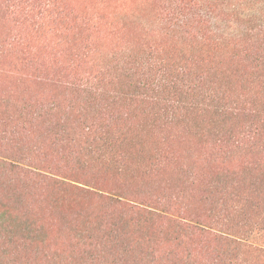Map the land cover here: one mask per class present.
<instances>
[{
  "label": "rangeland",
  "instance_id": "rangeland-1",
  "mask_svg": "<svg viewBox=\"0 0 264 264\" xmlns=\"http://www.w3.org/2000/svg\"><path fill=\"white\" fill-rule=\"evenodd\" d=\"M178 1L187 4L184 22L170 14L175 3L169 7L168 0H0L11 6L0 21V133L30 100L68 98L67 79L85 76L95 88L71 100L81 135L86 118L101 113L106 120L110 113L126 111L125 96L141 92L144 100L134 104L144 117L140 137L116 136L111 125L114 133L101 156L91 152L79 162L66 161L58 153L62 142L54 147L45 140L48 132L61 138L63 126L54 128L55 122L40 123V133L26 134L30 145L34 141L42 147L45 168L0 156L31 172L17 183L0 184L1 227L22 231L27 226L36 232L27 264H44L45 253L52 264H69L67 256L77 245L104 242L105 230L114 224L122 236L107 253L118 264H203L236 248L234 242L264 250V228L227 214L216 224L203 203L208 190L221 197L210 174L225 166L227 150L242 143L247 129L251 126L264 139V122L256 114V71L241 61L244 50L264 54V34L258 29L264 7L257 0ZM44 5V13L37 14ZM228 27L238 30L236 35L227 33ZM208 67L216 73L231 71L233 102L243 111L237 118L209 122L215 102L195 80L208 75ZM176 69L190 75L191 85L184 88L196 86L199 96L172 88L161 92L167 77L176 78ZM181 109L207 118L208 136L179 119ZM75 144L79 150L96 146L91 138L77 137ZM27 146L20 152L28 153ZM243 161L224 178L233 184L234 174L242 172L237 191L249 192L254 169L264 158L251 155ZM246 253H231L222 262L264 264V255ZM81 261V256L72 257L73 264Z\"/></svg>",
  "mask_w": 264,
  "mask_h": 264
},
{
  "label": "trees",
  "instance_id": "trees-1",
  "mask_svg": "<svg viewBox=\"0 0 264 264\" xmlns=\"http://www.w3.org/2000/svg\"><path fill=\"white\" fill-rule=\"evenodd\" d=\"M255 2L264 7V0H257ZM173 3L175 4L171 9L170 14L177 20L184 22L183 20L185 16H187V4L178 0H168L169 7H171ZM0 4V21H4L6 18L5 16L10 14L11 6L6 3ZM45 5L41 8L38 7L37 14L41 15L44 13V8H46ZM230 8L235 9L237 7L230 6ZM231 9H229V11H231ZM236 10L238 11V9ZM231 26L233 27V25ZM258 29H261V33L264 34L263 23H260ZM230 30L229 27L228 29L226 28L227 33H233L236 35L238 32V30ZM5 40L9 41L8 38ZM243 52L244 55L241 58L242 63L247 64L248 68L251 64H253L256 71V83L259 82L260 86L257 103L258 109L256 114L261 117L262 122H264V54L258 56L248 53L247 50H244ZM208 68L209 77L207 74H200L195 80L198 81V85L203 88L204 91L210 94L209 96L211 101L215 102L212 106V116L209 115L207 117L209 122L212 125L220 118H223L226 121L234 119L235 117L237 118L239 115L238 113L243 111H239L233 102L236 94L233 90V85L236 84V80L233 78L231 71H218L220 72L219 74L218 72L216 73L212 67ZM179 72L176 69V78L173 79V81L168 77L163 81V85H161V87L165 88H163L161 92H165L166 89L172 88L174 93L177 94H181V92L184 91L185 94L190 96H194L195 93L198 95L196 86L192 85V87H187V89L184 88L186 85H191L186 79L190 77V75ZM87 80L89 79L85 76L82 78L77 77V79H67L65 90L69 91V97H61L64 101L58 97L59 95H57L41 102L37 100H30V105L23 104L18 109V113L16 112L13 117L7 120L8 122L4 125L5 128L0 133V156L6 157L15 162H27L29 165L36 168H45V165L42 162V157H44L42 147L39 144L34 143V141H32V145H30L28 142L29 140L27 139V135L30 133L34 134L36 131L40 133L41 129H37V127L40 126V123L42 124L45 122H55L56 124L54 125V128L61 127V125L63 126L60 130V139H56L51 132H48L45 140L54 147L58 140L62 142V150L58 149V153L63 158H66V161H69V158H72L79 162L83 157H88L91 152H97L99 156L104 154L105 148H108L109 146L108 139H110L114 133L113 132L111 134V125H113L114 130L118 132L116 136L138 139L140 137V126L144 123V117L142 118V114L135 107L137 105L134 104L144 102V100H141L139 97L142 94L141 92L139 94L125 96L124 101H128L130 105L129 107H123V109L127 112L117 110L115 113H110V116L107 117L106 120L101 117V113L94 118H86L85 122L89 123L85 125V129L83 128L84 134H80L79 119L75 106L71 100H77L85 93H90L95 90V88L91 86L92 81L88 82ZM48 82L52 84L54 83L52 80ZM157 87L159 88V86ZM157 98L158 102L161 101L159 96H157ZM195 107L196 106H193L192 108ZM180 115L182 116L179 119L182 121L186 120L189 124H191L195 133H200L202 137L208 136V131L211 126L208 123L207 118L205 119L200 116H195L187 109H181L178 112V116ZM105 121L106 124H104ZM243 128L245 129V127ZM77 137L78 141L87 140L88 138L94 139V144L96 146L90 150H79L78 146L75 144ZM25 145H28L27 148L30 149L26 154L20 152L21 148ZM214 145L217 148V144L214 143ZM227 151H229V153L227 154V160L224 159L225 166L220 167L217 173L210 174L211 184L215 187V190L220 192L221 197L218 199L216 195H211V190L207 191L210 196H206L203 203L208 206V215L212 217L216 224H219V221L221 222V220L224 219L223 215L227 214V218L236 217L237 222H253V224L257 223L260 228H264V162L262 164H258L256 166L257 168L254 169L252 181L249 182L248 188H251L249 192L248 190L247 192L237 191L238 179L243 175L242 172H236L234 174L232 180L233 184H230L224 178V175L226 173L228 175L233 172L237 165L245 163L243 161L245 156L248 157L253 155L259 156V158H264V139H260L259 135L256 137L255 132H253L250 126L247 129V136L243 138L242 143H237V145L230 147ZM30 173V171H25L12 163L0 161V184L17 183L21 180V176ZM234 179L236 180L235 182ZM226 183H229L232 187H229ZM14 193H16V189H13V194ZM25 208H28V206H25ZM23 214L24 213H22V215ZM2 223H0V264H27L29 260L26 253L31 247L30 243L34 237H36V232L31 231L27 226L26 229L22 231L13 228L9 224H5L1 227ZM116 227L117 226L114 224L112 225L110 231L105 230L104 242L94 240L95 243H85L83 248H81L80 245H77L76 248L68 254L67 262L69 264H73L72 257L77 255L81 256L82 259L81 263L78 262L77 264H118L117 262H114L115 255H112L114 258L109 261L111 258V254L109 253L116 248V242H118L122 236V233L120 234V231L116 230ZM234 245L236 246L234 249L227 248L221 253H217L216 255L219 256V259L216 257L207 258L204 260L205 263L203 264H228L229 262H222V259L230 257L231 253L236 252L238 256H245L247 254L246 251L264 255V250L256 248L248 250L250 247L239 242H234ZM108 250L109 253H107ZM47 255L48 253L44 254L43 263L52 264ZM242 258L246 259L247 257ZM229 264L233 263L230 262Z\"/></svg>",
  "mask_w": 264,
  "mask_h": 264
}]
</instances>
